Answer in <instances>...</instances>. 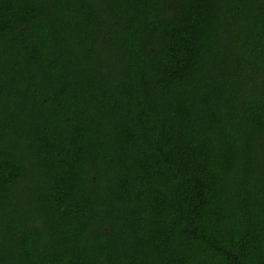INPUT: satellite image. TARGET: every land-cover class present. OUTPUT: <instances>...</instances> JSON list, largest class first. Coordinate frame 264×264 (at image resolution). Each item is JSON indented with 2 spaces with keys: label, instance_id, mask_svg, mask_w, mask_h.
<instances>
[{
  "label": "trees",
  "instance_id": "16d2710c",
  "mask_svg": "<svg viewBox=\"0 0 264 264\" xmlns=\"http://www.w3.org/2000/svg\"><path fill=\"white\" fill-rule=\"evenodd\" d=\"M0 264H264V0H0Z\"/></svg>",
  "mask_w": 264,
  "mask_h": 264
}]
</instances>
